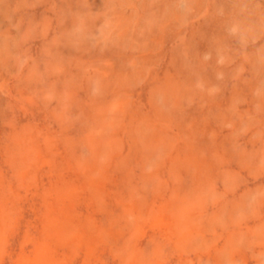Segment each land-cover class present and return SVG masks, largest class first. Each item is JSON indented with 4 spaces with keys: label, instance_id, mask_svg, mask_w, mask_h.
I'll return each instance as SVG.
<instances>
[{
    "label": "rangeland",
    "instance_id": "obj_1",
    "mask_svg": "<svg viewBox=\"0 0 264 264\" xmlns=\"http://www.w3.org/2000/svg\"><path fill=\"white\" fill-rule=\"evenodd\" d=\"M0 264H264V0H0Z\"/></svg>",
    "mask_w": 264,
    "mask_h": 264
}]
</instances>
